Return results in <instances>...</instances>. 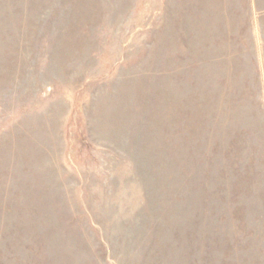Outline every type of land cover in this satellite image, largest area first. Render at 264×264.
I'll list each match as a JSON object with an SVG mask.
<instances>
[{
    "label": "rangeland",
    "instance_id": "rangeland-1",
    "mask_svg": "<svg viewBox=\"0 0 264 264\" xmlns=\"http://www.w3.org/2000/svg\"><path fill=\"white\" fill-rule=\"evenodd\" d=\"M0 264H264V0H0Z\"/></svg>",
    "mask_w": 264,
    "mask_h": 264
}]
</instances>
